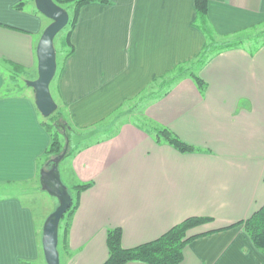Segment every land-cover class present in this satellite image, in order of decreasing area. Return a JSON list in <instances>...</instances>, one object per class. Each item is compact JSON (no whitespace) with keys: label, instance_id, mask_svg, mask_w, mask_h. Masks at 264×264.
Listing matches in <instances>:
<instances>
[{"label":"crops","instance_id":"1","mask_svg":"<svg viewBox=\"0 0 264 264\" xmlns=\"http://www.w3.org/2000/svg\"><path fill=\"white\" fill-rule=\"evenodd\" d=\"M110 2L81 9L75 52L57 77L56 103L84 139L96 138L70 156V185L90 187L69 220L61 264H104L111 229L120 228L123 247L131 249L189 217L214 219L197 234L247 220L264 206V39L255 49L213 55L197 71L207 86L203 93L187 77L147 104L140 116L152 128L165 127L200 149L181 153L121 113L108 119L155 80L197 60L207 38L194 25L195 0ZM208 17L222 42L264 24V0H209ZM49 21L35 0H0V65L36 71ZM6 92L0 68V189L6 192L0 264H39L49 214L38 215L10 188L39 178L52 139L33 89ZM180 264H264V252L241 225L194 240Z\"/></svg>","mask_w":264,"mask_h":264},{"label":"trees","instance_id":"2","mask_svg":"<svg viewBox=\"0 0 264 264\" xmlns=\"http://www.w3.org/2000/svg\"><path fill=\"white\" fill-rule=\"evenodd\" d=\"M59 6L63 7L65 10L68 9L65 5L72 4L73 9L70 15L69 25L66 30L62 33V44H63V62L62 65H59L58 56L59 52L57 50V63L58 69L57 73L61 72L64 68V65L69 57L75 52V46L72 41L73 33L77 27L81 9L87 5L91 4H103L110 5V0H54ZM24 2L16 6L17 9L22 10L24 8ZM195 9L197 13V18L195 21V27L201 30L202 33L206 35L207 45L194 62H186L180 64L175 69H173L169 74L161 78L160 80H155L146 90L153 89L156 85L160 84L161 90L153 93L152 97H145L146 104L143 105L142 110H138L137 106L134 107V112H138L141 115H144V109L147 104L152 100L157 99L161 96L167 95L172 88L182 79L190 77L192 78L199 90L203 93L206 89V83L204 80L197 74V71L202 67L210 58L219 53L222 50L230 49L236 47V44L226 43L223 45H217V33L211 27L208 13H209V0H195ZM191 65L190 67H187ZM57 75V74H56ZM145 90V91H146ZM124 107V106H123ZM122 107V108H123ZM121 108V109H122ZM119 109L118 112L121 111ZM59 110V106H58ZM57 110V111H58ZM117 112V113H118ZM133 112V111H132ZM131 113L128 112V115ZM116 114V113H115ZM53 118V119H52ZM124 118V117H123ZM122 118V119H123ZM145 120L146 123L152 124L151 120L146 117H141ZM54 116L45 118L44 125L47 128L48 132L51 135V145L47 151V154L50 157H58L61 154H64L66 151L63 148V145L60 140V135L57 129L58 122H53ZM124 120V119H123ZM134 122V121H133ZM135 123V122H134ZM139 127H143L135 123ZM153 132L156 142L160 144H168L173 148L177 149L181 153H193L199 151V148L189 145L182 141L175 133L165 127H153L151 129ZM71 153L67 152L65 158ZM53 158H50L48 161H51ZM90 184L77 185L74 189L76 192V199L73 198V204L69 211L67 212L66 219L67 222L63 229L62 235V245L66 249V238L68 232V223L72 218L73 214L77 210L80 201V195L83 191L88 189ZM65 218V217H64ZM214 219L210 217L194 216L185 219L180 224L172 227L165 234L161 235L159 238L144 243L138 247L127 249L123 247L122 244V230L120 228L111 229L107 237V245L109 249V258L104 264H127L129 262H141L144 264H180L184 258V249L194 240L211 235L213 233L231 229L238 226H243L245 233L251 239L255 248L259 251L264 252V206L261 207L257 212H255L247 220H243L232 224L229 227L210 230L202 233L193 234V232L198 228H203L204 226L210 225L213 223ZM61 231V227H60Z\"/></svg>","mask_w":264,"mask_h":264},{"label":"rangeland","instance_id":"3","mask_svg":"<svg viewBox=\"0 0 264 264\" xmlns=\"http://www.w3.org/2000/svg\"><path fill=\"white\" fill-rule=\"evenodd\" d=\"M65 7L68 9L70 13H72L73 5L68 4L65 5ZM51 21V20H50ZM49 21V22H50ZM52 22V21H51ZM51 24V23H50ZM66 30V29H65ZM64 30V31H65ZM63 31V32H64ZM62 32V33H63ZM62 33H60L56 40H55V47L56 50L59 52L58 56V62L59 65H62L63 62V44H62ZM264 39V24H260L258 26H255L253 28H249L248 30H245L243 32L228 36L227 38L222 39V42H218L217 45H223L226 43H233L236 44V47H249V48H254L261 44ZM225 40H228V42H225ZM62 52V53H61ZM191 65H188L187 67H190ZM1 70L4 73V76L6 78L7 82V92L8 94H19L23 93L24 91L27 90V81L31 80H36L38 78V69L35 71H18L13 67H6L5 65H0ZM59 75V72L57 73L55 79L53 80L51 84V92L53 95L54 100L58 101V96H57V77ZM160 84L156 85V87H153V89H149L148 91H144L142 94L137 95L134 98H131L121 109L120 112L117 114H113L108 120H112L115 116L119 115L121 113V118L124 120H131L134 121L135 123L142 125L145 128L152 129L150 124L146 123L144 119L141 118L139 111L134 112V107L137 106L138 110H142L143 105L146 104V99L145 97H152L153 93L159 91L158 89L160 88ZM56 101V102H57ZM59 106V110L56 111L52 116H54L53 122H58L57 129L60 135V140L63 145V148L65 149L66 152L70 151V155L67 156L64 161H62L60 165V171L63 176V182L66 186L69 187V191L71 195L73 196L74 199H76V192L70 185V172L68 168V164L71 160L70 156H73L74 152L76 149L79 147H84L87 145L89 142L95 140L96 138L92 139H87L83 138L85 133L81 130H75L71 123L69 122V115L67 110H65L63 107ZM131 109V115H128V112H130ZM129 110V111H128ZM133 111V112H132ZM53 119V118H52ZM102 126H105L102 125ZM107 126V125H106ZM53 158L49 156V159ZM50 162V161H49ZM48 162V163H49ZM46 164L45 169H49L52 164ZM10 194L15 195L21 193V198L25 201H27L30 205L35 207V210L38 215H43L45 213H48L49 215L56 210L57 206V199L50 196L47 192L42 190L41 187V182H40V176L39 178L31 184H26L23 186H13L10 188ZM18 191V192H17ZM6 192L3 191V189H0V198L2 196H5ZM19 195V194H18ZM67 222L66 216L65 218L61 221V231L59 233V251L60 254H63V245H62V235H63V229L65 224ZM201 228H198L195 230L199 231ZM39 264H47L45 260V256L43 253L42 260Z\"/></svg>","mask_w":264,"mask_h":264},{"label":"water","instance_id":"4","mask_svg":"<svg viewBox=\"0 0 264 264\" xmlns=\"http://www.w3.org/2000/svg\"><path fill=\"white\" fill-rule=\"evenodd\" d=\"M35 4L37 10L52 22L44 30L37 46L38 78L27 81L26 84L34 91L35 104L41 115L49 118L58 110V104L51 92V84L58 69L55 40L68 27L70 15L54 0H35ZM66 153L53 158L48 163L52 164L51 167L41 170L40 173L42 190L59 202L58 207L47 217L43 226L42 244L47 264H61L60 225L73 204V197L64 184L59 169Z\"/></svg>","mask_w":264,"mask_h":264}]
</instances>
